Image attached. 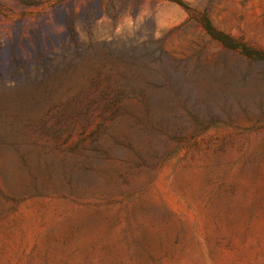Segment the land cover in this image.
I'll return each mask as SVG.
<instances>
[{"label": "rangeland", "instance_id": "374dc122", "mask_svg": "<svg viewBox=\"0 0 264 264\" xmlns=\"http://www.w3.org/2000/svg\"><path fill=\"white\" fill-rule=\"evenodd\" d=\"M0 264H264V0H0Z\"/></svg>", "mask_w": 264, "mask_h": 264}, {"label": "trees", "instance_id": "16d2710c", "mask_svg": "<svg viewBox=\"0 0 264 264\" xmlns=\"http://www.w3.org/2000/svg\"><path fill=\"white\" fill-rule=\"evenodd\" d=\"M203 30L211 37L214 39H221V37L226 36L224 33L218 31L212 23L207 19V23L203 25ZM228 37V36H227Z\"/></svg>", "mask_w": 264, "mask_h": 264}]
</instances>
